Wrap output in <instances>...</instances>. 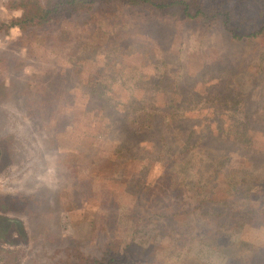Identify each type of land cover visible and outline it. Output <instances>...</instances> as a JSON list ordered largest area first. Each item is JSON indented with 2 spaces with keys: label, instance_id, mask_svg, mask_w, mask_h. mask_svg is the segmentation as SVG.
I'll return each instance as SVG.
<instances>
[{
  "label": "rangeland",
  "instance_id": "rangeland-1",
  "mask_svg": "<svg viewBox=\"0 0 264 264\" xmlns=\"http://www.w3.org/2000/svg\"><path fill=\"white\" fill-rule=\"evenodd\" d=\"M12 6L0 0V264L79 250L264 264V34L122 0L21 27Z\"/></svg>",
  "mask_w": 264,
  "mask_h": 264
},
{
  "label": "trees",
  "instance_id": "trees-1",
  "mask_svg": "<svg viewBox=\"0 0 264 264\" xmlns=\"http://www.w3.org/2000/svg\"><path fill=\"white\" fill-rule=\"evenodd\" d=\"M13 8L22 10L18 19L21 27L27 25H45L55 19L81 13L83 10L95 9L103 3L119 0H9ZM131 7L144 10H158L164 17H177L186 21L196 20L207 26H219L234 39H254L264 34V0H250L258 4L252 17L236 13L233 3L241 4L242 0H122ZM244 1V0H243ZM78 15V14H77ZM62 264H140L133 258L122 259L117 254L103 252L100 256L86 257L79 250L74 254L67 252Z\"/></svg>",
  "mask_w": 264,
  "mask_h": 264
}]
</instances>
